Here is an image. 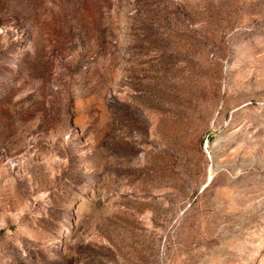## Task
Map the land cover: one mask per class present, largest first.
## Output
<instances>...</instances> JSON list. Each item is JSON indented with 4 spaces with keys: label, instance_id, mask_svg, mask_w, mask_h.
Listing matches in <instances>:
<instances>
[{
    "label": "rangeland",
    "instance_id": "1",
    "mask_svg": "<svg viewBox=\"0 0 264 264\" xmlns=\"http://www.w3.org/2000/svg\"><path fill=\"white\" fill-rule=\"evenodd\" d=\"M0 264H264V0H0Z\"/></svg>",
    "mask_w": 264,
    "mask_h": 264
}]
</instances>
